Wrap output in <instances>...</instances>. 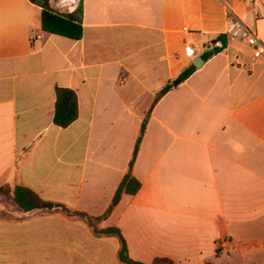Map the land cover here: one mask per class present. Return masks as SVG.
<instances>
[{"label": "crops", "instance_id": "1", "mask_svg": "<svg viewBox=\"0 0 264 264\" xmlns=\"http://www.w3.org/2000/svg\"><path fill=\"white\" fill-rule=\"evenodd\" d=\"M62 1L50 0L57 14L82 4L80 39L45 32L31 0H0V188L101 217L149 116L131 173L141 188L95 227L0 195V264H123L119 240L95 228L120 229L145 264H264V58L226 35L231 10L264 44V0ZM57 88L77 95L67 128L54 124Z\"/></svg>", "mask_w": 264, "mask_h": 264}, {"label": "trees", "instance_id": "2", "mask_svg": "<svg viewBox=\"0 0 264 264\" xmlns=\"http://www.w3.org/2000/svg\"><path fill=\"white\" fill-rule=\"evenodd\" d=\"M32 3L40 6L43 9V30L50 34H59L72 39H80L82 37V16L83 7L80 2L75 12L66 14L55 13L50 5V0H31ZM223 41V39H222ZM221 51V48H216L212 53L206 54L205 58L209 59L212 55ZM195 71V67L186 70L180 77L181 82L188 79ZM173 85L166 86L157 96L156 101L163 97L166 93L172 90ZM56 108L54 114V124L61 128H67L78 118V99L74 91L70 89L57 88L56 90ZM149 117V116H148ZM148 117L142 123L140 134L136 143L133 158L130 164V171L124 181L121 183L116 195L107 210V212L98 218H94L87 213L71 210L63 205L45 202L32 190L25 187H15L10 190L15 204L23 212L39 211L40 213L48 212H63L69 216L77 217L91 226H96L100 221L107 219L118 205L124 192L135 195L141 188V184L131 176L133 164L136 160L140 144L144 137ZM5 192L4 188H0V193ZM95 233L98 236L116 237L121 245L119 259L123 264H145L134 260L129 253L127 241L118 228L98 229L95 228ZM151 264H175L172 260L158 258Z\"/></svg>", "mask_w": 264, "mask_h": 264}, {"label": "built area", "instance_id": "3", "mask_svg": "<svg viewBox=\"0 0 264 264\" xmlns=\"http://www.w3.org/2000/svg\"><path fill=\"white\" fill-rule=\"evenodd\" d=\"M255 3L256 0H247ZM76 3L75 0H63L62 7H70ZM230 25L226 31V35L231 39H237L243 42L251 50L253 59L260 61L264 58V44L259 38L256 31L249 28L235 13L228 11ZM185 55L189 59L196 57V50L193 44H188L185 48ZM232 65L241 66L240 58L237 56L232 59Z\"/></svg>", "mask_w": 264, "mask_h": 264}, {"label": "rangeland", "instance_id": "4", "mask_svg": "<svg viewBox=\"0 0 264 264\" xmlns=\"http://www.w3.org/2000/svg\"><path fill=\"white\" fill-rule=\"evenodd\" d=\"M63 10H66L65 8ZM5 192H2L0 193V195H5L8 199H6L5 201H8L11 206V210L16 206L13 202V199H12V195L10 193V190L7 189V188H4Z\"/></svg>", "mask_w": 264, "mask_h": 264}, {"label": "water", "instance_id": "5", "mask_svg": "<svg viewBox=\"0 0 264 264\" xmlns=\"http://www.w3.org/2000/svg\"><path fill=\"white\" fill-rule=\"evenodd\" d=\"M202 63H203V60H202ZM202 63L199 64V63H197V62H194V65H195L197 68H199V67L202 65ZM180 83H181V81H180V80H177V81L174 83V85H178V84H180Z\"/></svg>", "mask_w": 264, "mask_h": 264}]
</instances>
